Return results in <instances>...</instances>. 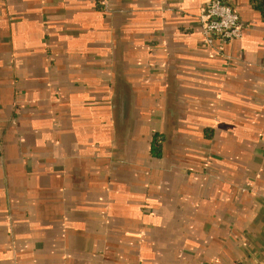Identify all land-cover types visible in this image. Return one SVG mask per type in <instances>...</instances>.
<instances>
[{
  "label": "crops",
  "instance_id": "1",
  "mask_svg": "<svg viewBox=\"0 0 264 264\" xmlns=\"http://www.w3.org/2000/svg\"><path fill=\"white\" fill-rule=\"evenodd\" d=\"M0 0V264H264V0Z\"/></svg>",
  "mask_w": 264,
  "mask_h": 264
},
{
  "label": "built area",
  "instance_id": "2",
  "mask_svg": "<svg viewBox=\"0 0 264 264\" xmlns=\"http://www.w3.org/2000/svg\"><path fill=\"white\" fill-rule=\"evenodd\" d=\"M101 10L111 11L110 0H97ZM202 31L208 45L218 43L219 49L243 38L244 25L237 10L222 0H209L201 15Z\"/></svg>",
  "mask_w": 264,
  "mask_h": 264
}]
</instances>
